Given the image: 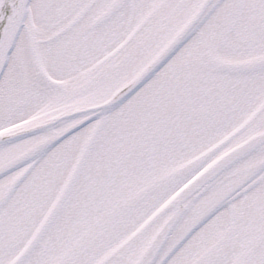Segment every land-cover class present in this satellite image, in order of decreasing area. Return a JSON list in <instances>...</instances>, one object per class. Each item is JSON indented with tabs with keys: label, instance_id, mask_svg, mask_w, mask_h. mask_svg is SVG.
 Listing matches in <instances>:
<instances>
[{
	"label": "snow or ice",
	"instance_id": "obj_1",
	"mask_svg": "<svg viewBox=\"0 0 264 264\" xmlns=\"http://www.w3.org/2000/svg\"><path fill=\"white\" fill-rule=\"evenodd\" d=\"M0 264H264V0H0Z\"/></svg>",
	"mask_w": 264,
	"mask_h": 264
}]
</instances>
